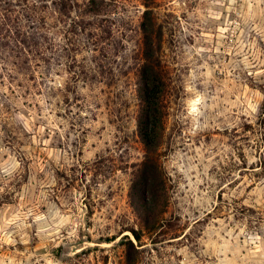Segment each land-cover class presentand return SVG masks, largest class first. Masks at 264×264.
I'll return each instance as SVG.
<instances>
[{
  "label": "rangeland",
  "instance_id": "rangeland-1",
  "mask_svg": "<svg viewBox=\"0 0 264 264\" xmlns=\"http://www.w3.org/2000/svg\"><path fill=\"white\" fill-rule=\"evenodd\" d=\"M87 1L50 5L47 63L0 68V264H127L123 235L133 264H264V0L149 5L168 83L149 228L130 197L144 2Z\"/></svg>",
  "mask_w": 264,
  "mask_h": 264
},
{
  "label": "trees",
  "instance_id": "trees-1",
  "mask_svg": "<svg viewBox=\"0 0 264 264\" xmlns=\"http://www.w3.org/2000/svg\"><path fill=\"white\" fill-rule=\"evenodd\" d=\"M70 0H0V68L6 65L15 66L11 57L18 58L24 64L39 59L47 63L46 54L49 50L47 38L46 15L49 7L56 6L57 11L64 16ZM143 11L140 22L142 33L141 62L138 65L139 103L137 112V136L144 148V157L140 163L138 174L130 186V197L137 209L146 216L144 227L151 223L147 215L158 206V198L164 194L163 179L156 160L162 134L164 104L168 83L166 73L162 68L158 55L161 41V27L149 5L153 0H142ZM85 13L97 12V4L88 0ZM61 22V20H60ZM73 21L68 31L76 30L79 25ZM81 29V28H80ZM73 34H75L73 32ZM38 61V60H35ZM26 66V65H25ZM10 79V78H9ZM136 242H140V233L130 229ZM127 244V264H133L136 253L133 242L123 237Z\"/></svg>",
  "mask_w": 264,
  "mask_h": 264
}]
</instances>
